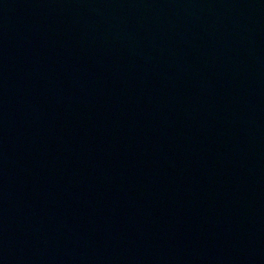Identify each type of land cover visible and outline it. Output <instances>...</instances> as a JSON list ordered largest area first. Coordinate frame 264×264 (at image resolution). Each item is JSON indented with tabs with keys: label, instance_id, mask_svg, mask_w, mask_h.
Instances as JSON below:
<instances>
[{
	"label": "water",
	"instance_id": "obj_1",
	"mask_svg": "<svg viewBox=\"0 0 264 264\" xmlns=\"http://www.w3.org/2000/svg\"><path fill=\"white\" fill-rule=\"evenodd\" d=\"M0 264H264V0H0Z\"/></svg>",
	"mask_w": 264,
	"mask_h": 264
}]
</instances>
